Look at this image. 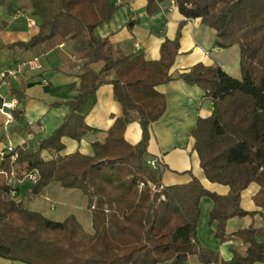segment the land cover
Returning <instances> with one entry per match:
<instances>
[{"label":"trees","instance_id":"obj_1","mask_svg":"<svg viewBox=\"0 0 264 264\" xmlns=\"http://www.w3.org/2000/svg\"><path fill=\"white\" fill-rule=\"evenodd\" d=\"M146 1V15L151 16L158 2ZM16 2L0 0V10L15 15ZM174 2L185 21L198 19L215 31V46L239 47L240 79L231 78L219 66L200 63L171 74L185 21L179 23L173 40L161 44L159 60L146 61L141 54L131 57L115 51L94 33L115 15L116 0H29L32 15L40 21L39 31L28 42L9 48L26 52L54 37L68 39L82 55L81 74L75 98L52 106L69 109L61 125L42 139L31 130V140L26 137L0 159V258L23 264H186L188 257L197 256L214 264H264V242L258 240L264 228L251 224L226 233L232 219L262 217L240 206L241 193L252 182L260 187L253 201L264 206V0ZM128 26L131 29L132 24ZM100 61L104 67L97 74L91 66ZM174 79L199 87L212 103L211 115L197 120L191 137L205 178L227 186L225 197L210 193L191 173L188 183L164 186L159 163L156 169L147 165L152 159L147 152L150 128L165 111L164 96L156 88ZM102 85L112 86L120 117L103 141L91 144L92 155L79 151L61 155L63 138L80 142L96 131L78 111L81 101ZM10 94L24 104V94L13 89ZM22 113L15 108L12 119L18 120ZM135 120L141 139L131 145L124 130ZM43 152L51 157H43ZM31 173L37 176L30 187L33 194L53 183L80 191L87 201L92 233L74 215L55 221L26 209L13 184L28 180ZM202 198L213 203L209 225L215 223L216 229L211 234L221 243L232 239L247 246L244 256L233 249L232 258L224 261L200 247Z\"/></svg>","mask_w":264,"mask_h":264},{"label":"crops","instance_id":"obj_2","mask_svg":"<svg viewBox=\"0 0 264 264\" xmlns=\"http://www.w3.org/2000/svg\"><path fill=\"white\" fill-rule=\"evenodd\" d=\"M146 2V0H116L117 12L110 21L95 30V35L106 39L115 51L126 56L134 57L141 54L146 61L159 60L161 44L165 40L175 38L179 23L185 19L178 12L174 0H157L158 10L151 16L146 15ZM14 9L18 10V16L9 15L5 10H0V69L37 57L40 60L41 70L37 73L26 72L0 89V104L13 97L10 94L11 89L25 96L24 104L18 103L16 106L19 111L23 112L18 120L12 119L7 124L5 115L0 112V150L7 146L20 145L31 130L37 139L48 137L55 131L61 125L69 109L66 105L57 108L52 106L75 98L81 74L79 61L82 55L74 51L73 44L68 39L54 37L36 49L26 52L18 48H9L13 44L28 42L38 33L40 24L39 19L32 15L29 0H17ZM128 24H132L131 29ZM215 40V31L203 26L200 20H186L181 30L179 51L171 68V74L183 73L200 63L211 67L219 66L231 78L240 79L239 47L235 45L220 48L215 46ZM103 67L104 63L101 61L91 66L97 74ZM112 77V74L107 75L108 79ZM43 81L47 84H43ZM156 90L164 96L165 111L151 125L147 152L159 163L162 184L164 186L185 184L193 176L210 193L225 197L229 191L227 186L210 183L205 178L200 168L199 157L193 150L194 141L191 137V131L196 126L197 120L211 115L210 99L206 98L205 92L199 87L176 79L164 86H158ZM121 112V106L113 97L112 86H100L95 93L81 101L78 111L87 126L96 131L86 134L80 142L68 139V137L63 138L64 150L61 155L76 151L83 155H92L91 144L94 141L105 139L106 132L111 128L115 119L120 117ZM124 131L125 140L129 144L136 145L140 141L141 127L138 121L130 123ZM30 145L34 144L30 143ZM42 156L51 157L46 152H43ZM13 187L20 199L31 192V182L27 179L13 184ZM57 189L50 184L39 193L41 201L48 206L38 203L40 210L37 212L47 217L45 212L49 210L53 215L54 210L47 201L49 196L53 199V203L58 198L61 200L62 195L60 196L61 193ZM259 191L260 187L252 182L242 191L240 206L246 212H259L262 217L256 215L253 219L249 217L232 219L226 224L227 234L248 228L251 224L264 228L262 219L264 218V206L257 207L253 201ZM86 202L79 200L77 205L87 206ZM212 205V201L208 198H202L199 203L197 240L200 247L224 261L232 258L233 249L244 256L247 246L232 239L221 243L211 234L216 229L215 223L212 226L209 225V211ZM75 217L80 222V219ZM52 220L56 221V219ZM258 240L264 242V236L259 237ZM0 264L23 263L0 258ZM186 264L214 263L212 261L201 262L197 256H190Z\"/></svg>","mask_w":264,"mask_h":264},{"label":"rangeland","instance_id":"obj_3","mask_svg":"<svg viewBox=\"0 0 264 264\" xmlns=\"http://www.w3.org/2000/svg\"><path fill=\"white\" fill-rule=\"evenodd\" d=\"M52 186L58 188L57 190L60 191L61 193L60 196L62 195L61 196L62 198L61 200L58 198V200L57 201L55 200V202L53 203L52 201L53 199L50 196L48 197L49 199L47 202L50 203V206L53 208L54 212L52 215V213H50L49 210H46L45 212L47 214L46 216L51 219H56V221H62L69 215L73 214L77 216L78 219H80L83 229L89 234L92 233L91 224L89 222L90 214L87 209V206H85L84 204L77 205L79 200L80 202H86V198L82 195V193L78 190L63 189L57 183H53ZM141 186L142 184H140V187ZM17 199H20L18 194H17ZM21 203L26 209L34 210V211L40 210L38 209L40 206H37L38 203L41 204L42 206H48V204H46L45 202L43 203V201H41V198H39V193L33 194L32 191L29 194L27 193L26 196H22ZM41 210L43 211V208ZM1 244L2 243L0 241V245Z\"/></svg>","mask_w":264,"mask_h":264},{"label":"built area","instance_id":"obj_4","mask_svg":"<svg viewBox=\"0 0 264 264\" xmlns=\"http://www.w3.org/2000/svg\"><path fill=\"white\" fill-rule=\"evenodd\" d=\"M172 4H174V2H172ZM18 15L19 13L15 14L14 16H18ZM135 46L138 47L137 45ZM40 70H41V64L39 58L37 57H33L28 60L19 61L10 67H7L5 69H0V89L2 87H6L12 79H16L21 75L23 76V74L26 72L37 73V71ZM43 84H47V82L43 81ZM17 104L18 101L14 97L9 98L8 100L3 101L0 104V112L5 115L7 124L12 121V111L16 108ZM31 139H32V135L28 134L27 140H31ZM13 148L14 147L12 146H7L5 149L0 150V159H2L6 153L11 152ZM147 165L152 169H156L157 161L154 159H149L147 161ZM36 177L37 176L34 173L33 174L31 173L30 175L27 176L28 180L31 183H35ZM147 184L149 187L153 189V185L150 182H148ZM10 196L15 197V192L11 191Z\"/></svg>","mask_w":264,"mask_h":264}]
</instances>
